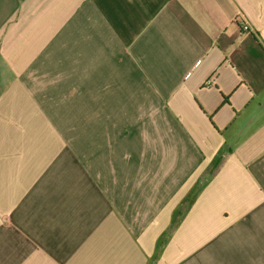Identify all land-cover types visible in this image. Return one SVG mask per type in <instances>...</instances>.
Instances as JSON below:
<instances>
[{"label":"crops","instance_id":"1","mask_svg":"<svg viewBox=\"0 0 264 264\" xmlns=\"http://www.w3.org/2000/svg\"><path fill=\"white\" fill-rule=\"evenodd\" d=\"M0 264H264V0H0Z\"/></svg>","mask_w":264,"mask_h":264},{"label":"built area","instance_id":"2","mask_svg":"<svg viewBox=\"0 0 264 264\" xmlns=\"http://www.w3.org/2000/svg\"><path fill=\"white\" fill-rule=\"evenodd\" d=\"M242 29H243V30H248V27H247L246 25H243V26H242Z\"/></svg>","mask_w":264,"mask_h":264}]
</instances>
